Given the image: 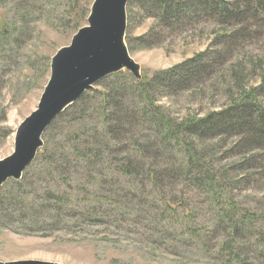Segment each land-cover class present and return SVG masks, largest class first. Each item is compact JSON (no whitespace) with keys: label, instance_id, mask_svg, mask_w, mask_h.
Returning <instances> with one entry per match:
<instances>
[{"label":"rangeland","instance_id":"1","mask_svg":"<svg viewBox=\"0 0 264 264\" xmlns=\"http://www.w3.org/2000/svg\"><path fill=\"white\" fill-rule=\"evenodd\" d=\"M144 1H132L139 9L126 7L130 18L127 35L131 38L148 35L145 43L137 42L129 51L139 65L141 76L149 78L208 48L213 63L204 85L161 99L173 117L195 116L217 109L238 96L243 87L248 89L262 82L264 0H228L231 9L242 13L239 21L220 25L214 24L215 19L208 15L193 14L188 16L192 19L167 27L146 15ZM91 3L92 0H79L78 6L73 7V0H0V159L13 151L18 124L37 106L49 78L51 56L59 47L69 44L76 29L87 23ZM221 34L215 41L223 46L219 52L213 40ZM228 64L233 66L232 73L225 67ZM94 90L102 91L103 87L96 83ZM258 97L264 106V87L258 91ZM86 103V112L95 120L93 107L97 99L92 97ZM81 115L75 112L59 120L54 137ZM137 139L152 141L148 125L129 129L122 141L127 149ZM232 141L234 138L229 136L206 139V150L200 154L204 155L207 168L220 179L223 192H206L194 185L185 171L178 170L181 152L172 151L167 159L151 143L144 160L135 164L142 166L143 172L159 167L164 171L163 176L153 184L140 173L123 177L105 169L101 185L86 183L82 186L88 189H83L85 186L79 184L80 189L75 191L78 200L102 204L88 218L78 213L70 220V216L63 215L60 223L24 229L17 225V215L24 208L15 212L0 208V261L264 264V250L255 237L257 226L264 218V157L260 154L251 157V162L257 165L251 169L235 168L248 163L250 153H241V147L232 148ZM38 161L34 159L26 167L32 197L41 198L47 188L64 186L66 192L72 189L74 184L61 185L58 175L48 165L40 161L37 164ZM65 175L71 182L69 174L65 172ZM10 180L13 179L4 184H11ZM222 198L234 204L235 210L229 219L232 217L240 224L234 255L221 250V241L226 237L224 227L211 228L222 210ZM39 200L34 202L35 210H41ZM186 213L190 216L188 219Z\"/></svg>","mask_w":264,"mask_h":264},{"label":"trees","instance_id":"2","mask_svg":"<svg viewBox=\"0 0 264 264\" xmlns=\"http://www.w3.org/2000/svg\"><path fill=\"white\" fill-rule=\"evenodd\" d=\"M132 1L128 0V7L137 9L139 5L134 6ZM78 4L79 0H73V7ZM230 6L232 7V4L228 0H145L142 4L146 15L155 18L165 27L180 20L192 19L188 16L193 14L208 15L215 19L214 24L220 25L242 19V13L231 9ZM129 21L130 18L127 17V22ZM147 36L144 34L131 38L126 33L125 41L129 51L134 49L137 42L145 43ZM221 36L222 34L213 40L215 49L219 52L218 49L223 46L221 42L215 41ZM146 44L151 45L148 42ZM208 51L209 48L200 51L188 60L160 70L149 78L141 76L138 80L129 71L121 70L99 80L97 85L103 87L102 91H96L94 88L86 91L48 126L42 135V151L37 152L35 157L36 161L48 165L51 171L58 175L61 185L70 187L74 184L72 189L66 192L64 186L47 188L41 198H34L27 186L25 169L19 180H10L11 184L6 183L0 187V208L12 212L24 208L17 215V225L24 229H33L40 224L60 223L59 218L63 215L70 216V220L78 213L83 218H88L102 204L98 201L83 202L76 199L75 191L80 189L79 184L81 187L86 183L101 185L102 174L106 173L107 169L110 174L115 172L123 177L140 173L153 184L163 176L164 171L159 167L155 166L156 168L143 172V167L135 164L142 162L138 160H144L148 144L151 143L156 151L167 159L172 151L181 152L178 170L185 171L194 185L206 192H223L224 186L219 184L220 179L211 173L203 161L204 155H200L202 150H206L204 140L233 137L232 148L241 147V153H250L248 163L236 165L235 168L243 166V169H251L257 166L251 162V157L255 154L264 157V154H261L264 153V106L258 97V91L264 87V76L259 85L248 89L243 87L238 96L217 109L203 114L197 113L195 116L173 117L161 99L206 83L213 64ZM225 67L232 73V65ZM92 97L97 99L93 107L95 120H91L90 113L86 112V102ZM75 112L82 114L81 117L76 122L66 124L55 137H59L60 133L63 136L55 139L53 134L57 122ZM140 125L149 126L153 134L152 141L137 139L126 149L122 139L127 136L129 129L133 130ZM65 172L69 174L71 182L67 181ZM83 184L85 185L82 186ZM9 185L12 187H8ZM83 189L88 188L85 186ZM222 199V210L211 228L215 230L224 227L226 237L221 241V250L228 255H234L239 243L236 234L240 224L239 221H233L232 217L229 219L231 212L235 210L234 204L228 198ZM38 200L42 211L35 210L34 202L38 203ZM189 217L186 213L185 218ZM255 237L260 248L264 250V218H261V225L257 226Z\"/></svg>","mask_w":264,"mask_h":264},{"label":"water","instance_id":"3","mask_svg":"<svg viewBox=\"0 0 264 264\" xmlns=\"http://www.w3.org/2000/svg\"><path fill=\"white\" fill-rule=\"evenodd\" d=\"M128 0H92L87 23L50 59V74L37 106L17 126L13 151L0 159V187L19 180L43 146L42 135L68 106L104 77L127 70L141 79L139 65L125 41ZM0 264H63L22 259Z\"/></svg>","mask_w":264,"mask_h":264}]
</instances>
